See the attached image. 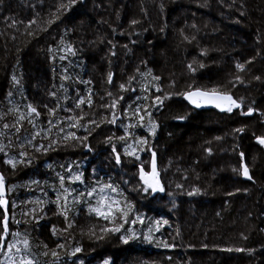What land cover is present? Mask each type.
<instances>
[{"label":"trees","instance_id":"obj_1","mask_svg":"<svg viewBox=\"0 0 264 264\" xmlns=\"http://www.w3.org/2000/svg\"><path fill=\"white\" fill-rule=\"evenodd\" d=\"M86 2L0 0V264H264V0Z\"/></svg>","mask_w":264,"mask_h":264},{"label":"water","instance_id":"obj_2","mask_svg":"<svg viewBox=\"0 0 264 264\" xmlns=\"http://www.w3.org/2000/svg\"><path fill=\"white\" fill-rule=\"evenodd\" d=\"M86 0H82V2H85ZM199 90L200 92L207 93V96H194L191 99L188 98L186 95L190 92H196ZM227 97H231V99H228ZM183 100L185 103L190 106L191 108L195 110H205V109H214L219 112H225L228 108H239L241 106V102L237 99V97L231 93V92H223V91H217V90H209L205 88H194L187 90L183 94ZM195 101V102H193ZM142 175L144 178L150 182H152L153 185H157L158 178L157 173L154 172V174L146 173L144 169L141 167Z\"/></svg>","mask_w":264,"mask_h":264},{"label":"rangeland","instance_id":"obj_3","mask_svg":"<svg viewBox=\"0 0 264 264\" xmlns=\"http://www.w3.org/2000/svg\"><path fill=\"white\" fill-rule=\"evenodd\" d=\"M86 1H87V0H86ZM86 1H85V2H86ZM85 2H82V3H85ZM86 3H87V2H86ZM206 18H207V20H208L209 17H206ZM207 20H206V23H208ZM193 46L196 47V46H198V45H195V43H193ZM213 67H214V66H213ZM213 67H212L211 69H213ZM82 139H83V138L81 137L80 141H81ZM90 145H91V144H90ZM87 146H88V143L86 144L85 148H86V149L90 148V146H89L88 148H87ZM73 147L76 148V150H75L76 152H75V153L71 152L69 147H66V148H64V149L62 150L63 154H61V155H64V154L76 155V154H79L78 152H82V148H81V147H79V148H77L76 146H73ZM85 148H84V150H85ZM78 149H79V150H78ZM136 154H137V156H139V153H136ZM214 169H215V171L217 172V174H219V173L222 172V173L219 175V177H221V178H224V176L226 177V175L229 174V173H227L226 171H221L219 167L214 166ZM150 172L153 173V170H151ZM213 175H216V174H213ZM233 175H235V174H233ZM219 177H218V178H219ZM158 180H159V179H158ZM226 180H227V177H226ZM229 180H230V179H229ZM80 183H81L82 186H84V184H85L84 182H80ZM241 185H242L241 182L236 181V182L230 184V187H232V189H236L237 187H239V186H241ZM158 188H159V187H158ZM73 201L76 202V198L73 199ZM244 202H247V201H244ZM137 209L139 210L140 208L137 207ZM187 214H188V213H187ZM188 215H189V214H188ZM190 216H191V217L194 216V219H195V220L192 221V222H193V223H192V224H193V227L198 226V225L195 224V223H197V222H198L197 220L200 219V214H199V213H195V212H193V214H190ZM51 219H52V220L54 219V224L56 225L55 227H58V228H59V227L62 226V223H61L59 217H56L55 215L52 216V214H51ZM51 219H50V220H51ZM188 219H189V218H188ZM80 220H81V223H80V224L75 223V226H74V228H73L76 234L82 236L83 238H86L87 240H89L91 237H98V236H99V231H98L97 226H94L95 228H97V231H94V230H93L92 232H90L89 226H88L87 224L83 223V220H82V219H80ZM189 220H190V219H189ZM55 221H58V222H55ZM94 227H93V228H94ZM196 228H197V227H196ZM100 237H102V236H100ZM109 260H110V258H103V259H100V260H99L97 263H95V264H105V262H107V264H110ZM77 263H78V264H84V262H83L82 260H80V259L77 260ZM16 264H34V257H30V259H29L28 257H24V259H23V258H20Z\"/></svg>","mask_w":264,"mask_h":264},{"label":"snow or ice","instance_id":"obj_4","mask_svg":"<svg viewBox=\"0 0 264 264\" xmlns=\"http://www.w3.org/2000/svg\"><path fill=\"white\" fill-rule=\"evenodd\" d=\"M71 2L72 3H75V0H71ZM238 67L243 68V65H238ZM121 87H123V86H121ZM186 95L188 96L189 99H191L194 96H202L203 97V96H207L208 94L207 93L200 92L199 90H197L196 92H190V93H187ZM227 98L228 99H231V97H227ZM193 102H195V101H193ZM227 110L228 111H231L232 109L231 108H228ZM32 111L35 112L36 110L35 109H32ZM260 143H264V139H261L260 140ZM153 174H154V170H153ZM243 174L245 176H248V169H247L246 166L243 168ZM249 178H251V177H249ZM2 181H3V177L0 176V182H2ZM145 182L147 183V181H145ZM150 187H151V185H150ZM153 190H155V188H153ZM198 191H199L198 189H194L193 192L189 193V195H192L194 193H197ZM113 231H119V229L118 228L117 229H113ZM3 232H4V236L3 237H0V245H3L6 236L9 234L8 233V230H7V219H5L3 221ZM125 242H127V241H125ZM77 251H80V249H77ZM53 255H55V253H53ZM105 264H107V262H105Z\"/></svg>","mask_w":264,"mask_h":264},{"label":"flooded vegetation","instance_id":"obj_5","mask_svg":"<svg viewBox=\"0 0 264 264\" xmlns=\"http://www.w3.org/2000/svg\"><path fill=\"white\" fill-rule=\"evenodd\" d=\"M147 173H150V171H148Z\"/></svg>","mask_w":264,"mask_h":264}]
</instances>
